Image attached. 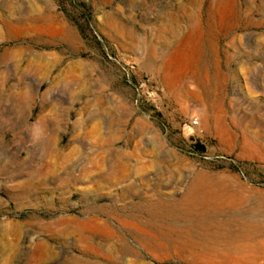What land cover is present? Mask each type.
<instances>
[{
  "label": "rangeland",
  "instance_id": "obj_1",
  "mask_svg": "<svg viewBox=\"0 0 264 264\" xmlns=\"http://www.w3.org/2000/svg\"><path fill=\"white\" fill-rule=\"evenodd\" d=\"M261 246L264 0H0V264Z\"/></svg>",
  "mask_w": 264,
  "mask_h": 264
},
{
  "label": "bare ground",
  "instance_id": "obj_2",
  "mask_svg": "<svg viewBox=\"0 0 264 264\" xmlns=\"http://www.w3.org/2000/svg\"><path fill=\"white\" fill-rule=\"evenodd\" d=\"M116 166H117V164H116ZM125 168V167H124ZM124 168H122V170H125ZM110 169V168H109ZM121 169V168H120ZM111 170V169H110ZM131 170V169H130ZM114 171V170H113ZM127 171V170H126ZM126 171H124V172H126ZM116 172H118V171H116ZM123 172V171H122ZM114 174V173H113ZM124 175V174H123ZM110 178V177H109ZM118 178H119V175H118ZM122 178V177H121ZM196 186H197V184H196ZM194 188V187H193ZM193 188L191 187L190 189H188V192L187 193H185V195L183 196V198H182V203H184L185 205H186V207L188 206H192V205H194L193 203H194V201H201L202 199H201V197H199V198H195L194 197V195H195V193H193L192 191H193ZM160 195V194H159ZM174 205H176L177 206V204H175L174 203ZM172 208V207H171ZM122 221V220H121ZM243 230V229H242ZM253 236V235H252ZM83 237V236H82ZM247 238V237H246ZM83 239V238H82ZM245 239V238H244ZM247 243V242H246ZM244 246V245H243ZM263 249H264V246H261ZM255 254V253H254ZM252 256H253V254H252ZM251 256V257H252ZM242 257V259H243V257H244V255L243 256H241ZM250 256H249V259L248 260H250V258H251ZM254 257H255V255H254ZM241 259V260H242ZM252 259V258H251ZM254 260H255V258H254ZM240 261V260H239ZM254 262V261H253ZM252 262V263H253ZM259 264V263H258Z\"/></svg>",
  "mask_w": 264,
  "mask_h": 264
},
{
  "label": "built area",
  "instance_id": "obj_3",
  "mask_svg": "<svg viewBox=\"0 0 264 264\" xmlns=\"http://www.w3.org/2000/svg\"><path fill=\"white\" fill-rule=\"evenodd\" d=\"M194 122H196V121H194Z\"/></svg>",
  "mask_w": 264,
  "mask_h": 264
}]
</instances>
